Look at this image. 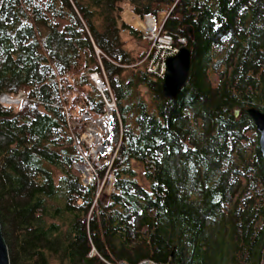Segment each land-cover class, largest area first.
I'll use <instances>...</instances> for the list:
<instances>
[{
	"label": "trees",
	"instance_id": "16d2710c",
	"mask_svg": "<svg viewBox=\"0 0 264 264\" xmlns=\"http://www.w3.org/2000/svg\"><path fill=\"white\" fill-rule=\"evenodd\" d=\"M127 2L191 48L176 99L127 48ZM94 73L118 109L102 165L82 139L107 113ZM20 92L0 102L11 264H264V0H0V95Z\"/></svg>",
	"mask_w": 264,
	"mask_h": 264
},
{
	"label": "built area",
	"instance_id": "2783aa9c",
	"mask_svg": "<svg viewBox=\"0 0 264 264\" xmlns=\"http://www.w3.org/2000/svg\"><path fill=\"white\" fill-rule=\"evenodd\" d=\"M146 18L148 19V24L151 26L150 28V32H146L147 34L144 33H139V35H143L142 37H145L146 39H149L152 45V48L150 49V52L148 53V56L150 54H153L152 59H151V63L148 66V70L150 72H155L156 74H159L162 78L164 77L165 71H166V66H165V60L168 56L171 55H175L179 49L181 47H177L174 45V38L173 36H171L170 34L163 32V25L161 26L160 29H158V25L156 22V19L150 15L146 16ZM146 35V36H145ZM179 42L181 44H185L186 43V39L185 38H180ZM160 47V48H159ZM161 51L162 52V57L161 54L157 56V51ZM147 56V57H148ZM158 58V59H156ZM163 60V65L162 67L160 66V61ZM159 66L162 68L161 72L160 70H157L159 68ZM160 72V73H159ZM91 78L93 79V81L95 82L97 88L99 89V91L102 93V96L105 100L106 106H107V113L104 115L103 118L98 119V120H94L92 119L89 115H84L83 118L87 120V127L83 133V137L82 139L84 141L87 142V144H89L91 147H93V150H95V145H99V148H103L105 146H107L102 140L103 135H102V131H100L98 129V127H94L92 125H94V123H107V125L105 126L104 124V128L108 129V134L110 132L109 130V119H111V117L113 116L114 112H118L117 109V105L114 99V96L111 92V88L108 82V79L106 77V74L104 73V78L102 79L99 74L94 73L91 75ZM108 91L109 95H107L105 92ZM3 96V97H2ZM27 97L25 92H20V93H3L0 95V102L3 105H9V106H17L20 104V102L25 99ZM3 99V101H2ZM103 130V129H102ZM91 180V179H90ZM88 179L87 182L90 181ZM86 182V183H87ZM84 183V182H83ZM85 184V183H84ZM106 264H128L126 262H111L109 260H105L103 259ZM139 264H156L154 261L152 260H144L142 262H140Z\"/></svg>",
	"mask_w": 264,
	"mask_h": 264
},
{
	"label": "water",
	"instance_id": "95a60500",
	"mask_svg": "<svg viewBox=\"0 0 264 264\" xmlns=\"http://www.w3.org/2000/svg\"><path fill=\"white\" fill-rule=\"evenodd\" d=\"M166 71L162 80V90L167 99H176L186 87L193 70L192 50L188 46H182L175 55L168 56L165 60ZM248 113L254 121L259 132V149L264 160V111L250 108ZM240 110H235L238 117ZM88 179H84L86 183ZM0 264H11L8 245L4 239L0 223Z\"/></svg>",
	"mask_w": 264,
	"mask_h": 264
},
{
	"label": "rangeland",
	"instance_id": "374dc122",
	"mask_svg": "<svg viewBox=\"0 0 264 264\" xmlns=\"http://www.w3.org/2000/svg\"><path fill=\"white\" fill-rule=\"evenodd\" d=\"M123 7H124V9H123L124 11L121 14V21L126 22L132 28H134L135 30H138V38L137 37L136 38L133 37L129 32L128 33L125 32L123 34V36H124L123 38L126 41L127 48L129 50H131L133 52L134 56H136V57L140 56L145 51L143 59L144 58L146 59L147 56H148V53L150 52V49L152 48V45H151V42H150L149 39H146L145 37H142L143 35L140 36L139 33L142 32L144 34H147L146 32H150L151 26L148 24V19L146 17H140L139 15H137L135 13V11H134V7L132 6V4L130 2L125 3L123 5ZM156 22H157V25H158L157 28L160 29L161 26H162V22H159L157 20H156ZM160 54H161V57H162V52L158 50L156 57H158ZM156 59H158V58H156ZM162 61L163 60L160 61V66L161 67L163 65ZM150 63L151 62H149L148 65H150ZM160 66H159V68L157 70H160V72H161L162 68ZM2 101H3V99H2ZM104 124H105V126L107 125L106 122ZM104 124L103 123L98 124L96 122L92 126L98 127V129L100 131H102V135L106 137L109 134H108L107 127H106V129L104 128ZM82 137H83V134H82ZM99 145H95L96 146L95 150H93V147H91L89 145L90 146V154L92 155L93 159L96 160V161H100V160H98L99 156H104L103 160L100 161L101 163L99 162V165H102V164H105V163L110 161L111 153L109 152L108 146H105L103 148H99ZM83 170L85 172H84V176L82 178V182H84L85 178L90 180V179H93L94 175H96V173H95L96 171L94 170V167H93V165L91 163L90 164L88 163V166L83 167ZM106 177L112 182L113 178H112L111 174H109L107 172V176ZM109 189H110V187H109Z\"/></svg>",
	"mask_w": 264,
	"mask_h": 264
}]
</instances>
